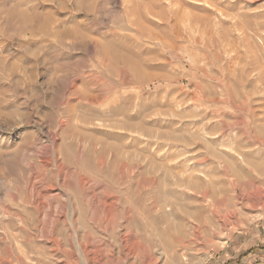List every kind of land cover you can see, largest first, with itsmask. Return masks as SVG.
Returning <instances> with one entry per match:
<instances>
[{
    "label": "rangeland",
    "instance_id": "obj_1",
    "mask_svg": "<svg viewBox=\"0 0 264 264\" xmlns=\"http://www.w3.org/2000/svg\"><path fill=\"white\" fill-rule=\"evenodd\" d=\"M0 264H264V0H0Z\"/></svg>",
    "mask_w": 264,
    "mask_h": 264
},
{
    "label": "bare ground",
    "instance_id": "obj_2",
    "mask_svg": "<svg viewBox=\"0 0 264 264\" xmlns=\"http://www.w3.org/2000/svg\"><path fill=\"white\" fill-rule=\"evenodd\" d=\"M226 220V219H225ZM135 225V224H134ZM169 235V234H168ZM167 240V239H166Z\"/></svg>",
    "mask_w": 264,
    "mask_h": 264
}]
</instances>
